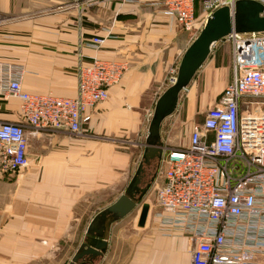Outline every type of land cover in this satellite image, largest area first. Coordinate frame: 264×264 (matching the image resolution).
Segmentation results:
<instances>
[{
  "label": "crops",
  "instance_id": "1",
  "mask_svg": "<svg viewBox=\"0 0 264 264\" xmlns=\"http://www.w3.org/2000/svg\"><path fill=\"white\" fill-rule=\"evenodd\" d=\"M9 1L0 2V59L23 67L22 91L74 97L79 63L94 56L128 63L107 100L86 110L82 134L29 135V164L6 199L0 264H64L87 237L95 215L126 188L129 169L121 159L122 142L143 135L145 144L146 115L166 89L167 71L177 67L195 34L173 24L162 6L144 0H102L85 12L71 5L72 0H25L15 9ZM94 35L106 37L96 51L86 44ZM196 84L193 78L186 88V129L201 104ZM18 112L17 99L0 100V120L15 121ZM163 125L161 145H177L173 133L178 121L166 136ZM102 158L111 161V168L95 181V164ZM145 200L150 213L156 210L154 197ZM140 205L133 220L128 214L111 223L106 251L88 264H190L184 237L165 235L149 211L144 225H138ZM80 222L85 224L79 234ZM258 260L264 264V254Z\"/></svg>",
  "mask_w": 264,
  "mask_h": 264
},
{
  "label": "built area",
  "instance_id": "2",
  "mask_svg": "<svg viewBox=\"0 0 264 264\" xmlns=\"http://www.w3.org/2000/svg\"><path fill=\"white\" fill-rule=\"evenodd\" d=\"M102 0H72L79 10ZM184 31L200 30L224 6L238 0H144ZM264 6V0H253ZM106 37L86 43L95 51ZM231 79L184 145H162L151 184L154 210L165 235L184 237L190 264H261L264 254V32L232 31ZM128 63L92 57L75 70L74 97L22 91L24 69L0 59V100L15 98V121L0 120V177L29 164V135L67 131L82 134L86 110L104 102ZM177 67L171 69L170 82ZM186 89H183L184 91ZM152 116V112L149 115ZM151 119V118H150ZM145 146V145H144Z\"/></svg>",
  "mask_w": 264,
  "mask_h": 264
},
{
  "label": "water",
  "instance_id": "3",
  "mask_svg": "<svg viewBox=\"0 0 264 264\" xmlns=\"http://www.w3.org/2000/svg\"><path fill=\"white\" fill-rule=\"evenodd\" d=\"M232 31L238 33L264 32V6L253 0H238L233 11L224 6L215 10L206 20L198 34L190 42L179 61L174 82L157 98L148 125L142 160L123 193L109 206L101 210L87 228V238L82 242L70 264H87L102 256L107 248V239L112 222L128 215L146 195L148 188L139 190L143 163L159 159L162 153L161 126L163 121L177 109L179 96L186 89L198 70L209 57L213 45ZM138 225L143 226L149 204L143 202Z\"/></svg>",
  "mask_w": 264,
  "mask_h": 264
},
{
  "label": "rangeland",
  "instance_id": "4",
  "mask_svg": "<svg viewBox=\"0 0 264 264\" xmlns=\"http://www.w3.org/2000/svg\"><path fill=\"white\" fill-rule=\"evenodd\" d=\"M7 0H0L1 3L5 2ZM25 0H10L8 2V5H10L12 8L18 7L21 3ZM86 8V7H85ZM85 8H83V11L85 12ZM200 30H197L196 35L198 34ZM195 34V32H194ZM179 64V63H178ZM178 67V65H177ZM217 68V69H216ZM175 69V68H171ZM171 69L167 71L166 75V82H165V88L170 86L172 83L170 82L171 79ZM231 72H232V65H231V44L229 41L226 39H222L218 42H216L211 50V53L205 63L202 65V67L198 70L196 73L194 80H197V95L201 98V104L199 108L197 109V113L194 115V117L187 122L188 124V129L185 128V123L182 122V119L184 118V111H185V106L187 103V97H188V91L187 87L186 90L182 91L180 96H179V102L176 111L169 117H167L163 122V131H164V136L168 135V131L170 128V125L173 124L174 122L178 121V125L174 130L173 136H175V140L178 143L177 145L174 146H180L184 145L187 142V134L189 133V129L192 128L193 126H196L197 124L201 123L204 117L205 112L208 110V108L212 107L214 102H212L213 98L220 93L222 88L225 86L226 83H228L231 79ZM153 112V109L150 110L149 113H147L146 117V123L145 127H148L149 121H150V113ZM148 129V128H147ZM186 129V130H185ZM122 148L120 149V153H123L124 155H121V159L123 161H126V167L129 169L127 171L126 175V186L130 182L132 176L134 175L139 163L142 160V151L144 148V143H143V135L139 139L138 137H132L129 139H124L122 142ZM119 151V150H117ZM111 160H117L115 157L110 158ZM105 162V163H104ZM111 161L105 158H102L99 160L98 163L95 164V168L98 169V174L95 173V181L99 180L97 176L100 177L102 173L105 171H108L111 166ZM153 167L152 169L150 167L145 169L144 176L142 178V186L144 185L143 183L145 180L149 177L156 174V162H153ZM145 168V167H144ZM102 172V173H101ZM21 173L18 174H7L3 177H0V229L2 228V224H4L5 219H7V207H6V199L7 197L12 196V191L13 188L12 186L15 183L20 184L21 182ZM153 177V179H154ZM153 181V180H152ZM125 190L122 189L121 193H123ZM114 196H105V198L111 199ZM153 198V189L150 187L148 188V191L146 195L143 197L142 201H147ZM94 207H98L99 204L96 202V198L94 201ZM148 203V202H147ZM140 205V203L129 213V220H133L134 217L137 214V207ZM101 207V206H100ZM154 209H151V213L149 211V215H153ZM151 215V216H152ZM81 226H79V234L82 233V230L84 228L85 222H80ZM73 227H76L74 225ZM87 237L84 238V241ZM83 241V242H84ZM74 244V247L75 248ZM65 254V252H63ZM80 263V262H79ZM77 263V264H79ZM64 264H70V262Z\"/></svg>",
  "mask_w": 264,
  "mask_h": 264
},
{
  "label": "flooded vegetation",
  "instance_id": "5",
  "mask_svg": "<svg viewBox=\"0 0 264 264\" xmlns=\"http://www.w3.org/2000/svg\"><path fill=\"white\" fill-rule=\"evenodd\" d=\"M153 162H156V168L158 167V159L157 158H153V159H150L148 162H146V163H143V172L141 173V175H140V181H139V184H138V187H139V190H142V189H146V188H150V186H151V184H152V180H154L153 179V177H154V175H152V176H149L146 180H145V182L143 183L144 185L142 186V178H143V176H144V172H145V169L146 168H148V167H150L151 169H152V167H153ZM145 167V168H144ZM89 263V262H88ZM87 263V264H88Z\"/></svg>",
  "mask_w": 264,
  "mask_h": 264
}]
</instances>
